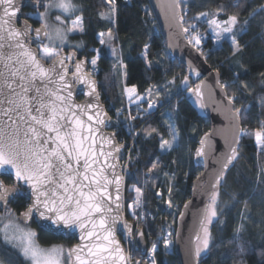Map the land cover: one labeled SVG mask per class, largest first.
I'll return each mask as SVG.
<instances>
[{
    "label": "trees",
    "instance_id": "1",
    "mask_svg": "<svg viewBox=\"0 0 264 264\" xmlns=\"http://www.w3.org/2000/svg\"><path fill=\"white\" fill-rule=\"evenodd\" d=\"M77 1L83 10L84 31L73 38L83 39L89 46H98L97 35L107 34L111 29L112 42L118 46L116 60L121 61L122 71L113 69L105 47L100 49L98 59L99 95L111 117L113 112L125 111L126 107L131 116H135L138 108L149 100L157 103L156 112L132 121L135 130L141 129L124 176V218L133 224L134 236L143 233L147 249L141 254L135 242L129 246L143 258L142 264H147L144 257L153 244L156 245L152 253L155 264H180L175 253L167 251L159 238L169 221L175 230L180 210L189 199L192 182L201 171L194 163V153L209 130L208 121L197 108L184 67L165 50L148 0L129 3L116 0L115 11L110 17L105 13L113 6L107 0ZM234 4L235 0H179L181 15L186 11V16H181L183 27L195 24L197 36L205 37V42L197 48L207 64L218 71L227 97H232L234 110L247 109L240 118L241 128L252 132L264 121V103L261 102L264 99V11H260L264 8V0H240V7ZM220 8L223 11L217 15L218 20L237 17L233 35L240 47L235 52L229 39L215 42L210 29L197 19L200 13L216 12ZM193 33H188L189 38ZM120 71L125 84L136 85L139 93L151 90V94L139 101L124 98L117 80ZM126 122L124 114L115 134L120 143H128L133 137V133L125 129ZM153 128L156 132L147 135ZM171 129L176 132L174 146L162 150L161 137L172 141ZM237 153L217 192V216L210 223L209 244L199 256L200 264H264V146L256 143L254 135H241ZM153 164L157 167L149 172ZM2 180L11 184L9 178ZM133 188L141 189L140 204L130 208L136 200ZM28 203L25 196L15 197L0 213V218L11 217L17 221ZM174 207L177 210L171 221ZM28 226L35 229L40 245L61 243L67 250L75 242L72 237L65 239L44 231L34 220ZM241 226L240 238L235 239V230ZM238 245H243V252ZM0 264H28V261L0 240Z\"/></svg>",
    "mask_w": 264,
    "mask_h": 264
},
{
    "label": "snow or ice",
    "instance_id": "2",
    "mask_svg": "<svg viewBox=\"0 0 264 264\" xmlns=\"http://www.w3.org/2000/svg\"><path fill=\"white\" fill-rule=\"evenodd\" d=\"M107 2L114 4V0ZM34 6L45 9L44 12L36 13L41 26L32 28L25 22L18 29L14 26L19 13L17 0H0V174H14L13 186H6L0 181V203L6 207L10 198L25 196L29 203L26 211L20 214L22 217L35 215L57 229L71 230L79 227L83 243L67 249V252L63 246L41 248L33 242L32 238L36 233L32 230H18L22 233L19 236L9 235L7 226L3 230V241L19 247L24 258L30 260L31 264H127L130 257L124 254L115 238L121 208V177L116 167L122 146L116 144L114 133L104 135L100 131V126L105 125L106 120L101 118L99 111L95 112V119L93 115H88V110L93 108L92 104L77 105L71 99L73 84L84 80L82 66L85 63L95 66L100 50L93 49L97 55L90 61L79 62L75 60V53L61 56L58 51L50 50L65 45L70 33L83 32V17L77 16L72 21V26L68 27L61 16H56L55 23L59 27L55 28L53 35L48 31V10L58 9L62 15L73 14L78 10L77 5L72 0H48L43 4L36 0ZM234 6L240 7V0H235ZM112 11H115L114 7ZM221 11L223 8L217 9L213 15H219ZM260 11H264V8ZM208 15L200 13L197 19L202 18L209 25L215 42L224 40L225 34H231L238 23L235 15L229 16L224 22L226 27L220 28L217 20L208 19ZM196 27L192 24L184 32H195ZM33 35L41 41L37 49L28 46ZM104 35L99 34L101 45L105 44ZM107 35L110 42L111 29ZM227 38L231 40L233 51L238 50L240 46L235 36L229 35ZM201 39V36L194 37V43L200 45ZM44 40H47V44ZM147 47L145 45L146 49ZM115 51L113 48V55ZM43 61L51 63L46 67ZM69 62L74 65V70L68 67ZM92 85L88 94L96 96L94 82ZM146 91L148 95L151 94V90ZM125 92L131 101L136 93V85L126 87ZM157 95L159 96V90ZM135 99L139 101L142 97L137 95ZM261 102L264 103V99ZM148 107L152 109L155 105L149 100ZM140 111L148 110L138 108V112ZM246 112L247 109L238 108L234 116L240 119ZM85 115L87 123L82 119ZM138 118L139 116L131 114L128 117L129 120ZM154 132L156 129L153 128L146 134ZM171 134L172 141L161 137L162 150L174 146V129H171ZM239 135H254L256 143L264 146V121L252 132L241 128ZM97 136L100 137L99 144ZM104 143L109 144V150L103 149ZM196 154L202 155V149H197ZM237 155V149L233 148L228 163L236 159ZM228 163L224 164L225 169ZM156 167L153 164L148 171L151 172ZM222 176L223 172L217 177V184L221 182ZM135 191L137 197L129 205L130 208L139 207L140 204L141 189L136 188ZM217 196V192L212 193L211 205L201 220L206 238L203 249L197 246L196 256L208 248L207 237L210 234L207 223H211L212 218L217 216ZM114 211L115 215H112ZM123 227L131 239V226L125 223ZM241 229L242 226L235 230V239L240 238ZM139 235L142 236L143 233ZM196 239H200L199 235ZM16 241L20 243H15ZM168 243L165 240L166 246ZM155 248L156 245L153 244L152 251ZM238 248L240 252L244 251L243 245H238Z\"/></svg>",
    "mask_w": 264,
    "mask_h": 264
},
{
    "label": "water",
    "instance_id": "3",
    "mask_svg": "<svg viewBox=\"0 0 264 264\" xmlns=\"http://www.w3.org/2000/svg\"><path fill=\"white\" fill-rule=\"evenodd\" d=\"M47 2L48 0H40L41 4ZM17 3L19 6V13L14 26L20 29L23 27V24L27 22L32 28L40 27L41 24L34 26L28 21L25 18L26 13L23 12L22 9L41 10L43 7L34 6L36 5V0H17ZM148 4L163 39L166 52L171 58L176 59L184 67L185 78L190 82L192 86L191 93L197 100V108L207 119L209 124V130L198 142L194 153V163L201 171L192 182L189 199L183 204L177 217L173 237V252L178 257L179 263L200 264L199 256L205 251L201 252L199 256H196L195 251L199 242H201L205 235L204 229L201 226V220L204 219L206 210L210 207L212 193L219 191L224 174L234 162V160H232L228 163V157L232 155L233 148L238 149L239 139L241 137V135L238 136V132L241 129V123L240 119L234 116V103L227 97L225 88L220 83L218 71L212 69L207 64L201 51L193 46L187 39V33L184 32L181 20L179 0H148ZM45 41L46 40H44V43ZM40 43L41 41L33 35L32 42H30L28 46L32 49H37L34 45ZM70 53H75V60L77 62L85 61V59L77 60L78 54L75 50H69L67 52L62 51L60 55L64 56ZM43 63L47 67L51 62L49 61L46 63L43 61ZM68 67L74 70V65L71 62L68 63ZM81 73L83 74L84 80L77 81L73 84L74 91L71 99L77 105L92 104L93 108L88 110V115H93L95 119V112L99 111L101 118L106 120L105 125L100 126V131L104 135L114 133L113 128L115 123L100 99L98 79L92 76L88 71L87 63L82 66ZM69 76H71V72ZM92 82H94L96 96H90L88 94L92 90ZM82 119L87 123V115L82 116ZM96 140L97 144H99L100 137L97 136ZM114 140L117 145L122 146L116 167V171L121 177V208L119 210V221L116 225L115 238L119 241L126 256L127 252L121 241V237L124 235L127 237L128 242H135L137 250L143 254L147 249L146 239L144 235H138L134 238L133 224L125 220L123 212L124 175L127 169L125 170L121 161L124 158L126 144L118 142L116 136H114ZM202 140L203 144H201ZM103 149L105 151L109 150V144L104 143ZM197 149H202V155L197 156ZM101 160H103V158H101ZM225 163H228L227 169L223 167ZM221 172H223V176L221 177V182L217 184V177L221 175ZM2 178H9L11 184H4L6 186H13L14 174H0V181H3ZM113 195H115V193H113ZM13 199L14 198H10L8 200L6 207L4 204L0 203V213L8 208ZM26 209L21 213L25 212ZM20 214L17 216V221L23 226H28L34 220L39 228L50 234L65 239L74 238L75 242L69 248L83 243L80 239L81 231L79 227H73L71 230L63 228L57 229L53 228L47 221H41L35 215L25 218ZM112 215H115V211ZM125 223L131 226V239L126 234V230L123 227ZM207 229L209 232L210 223H207ZM197 235L200 237L199 240L196 239Z\"/></svg>",
    "mask_w": 264,
    "mask_h": 264
},
{
    "label": "rangeland",
    "instance_id": "4",
    "mask_svg": "<svg viewBox=\"0 0 264 264\" xmlns=\"http://www.w3.org/2000/svg\"><path fill=\"white\" fill-rule=\"evenodd\" d=\"M72 3H74L75 5H77V7H78V10L76 11V12H74L73 14H63L62 15V13H61V11L60 10H58V9H49L48 10V15H47V17H46V19H47V23H48V25H49V28H48V31L50 32V33H52L53 35H55V28L56 27H59V25H57L56 23H55V17L56 16H61V19H63L64 21H65V23H66V25L68 26V27H71L72 26V21L73 20H75L76 19V17L77 16H81V11H82V9H81V6L78 4V1L77 0H72ZM45 11V9L43 8L42 10H36V11H34L33 12V14H31L32 16H34L35 18H37L39 21H40V19H39V17H38V15H36V13H38V12H44ZM215 12H208V19H212V18H215L216 20H217V22H218V24L220 25V28H223V27H226V25L224 24V22L225 21H220V20H218V18H217V15H213ZM107 14V15H106ZM105 15H106V17H110L111 15H112V9H107V11H106V13H105ZM182 16V15H181ZM201 20V22H203L209 29H210V31L212 32V29L209 27V25L201 18L200 19ZM227 21V20H226ZM41 22V21H40ZM185 29V28H184ZM234 29H235V26H234V28H233V31H234ZM78 33H81V32H74V33H70L69 35H68V37H67V42H66V44L65 45H63V46H70V47H73V46H75L77 49H80L81 47H82V44L80 43V42H78V41H75V40H72V38L70 37L72 34H78ZM213 33V32H212ZM108 34V33H107ZM107 34H105L104 35V40H105V44L104 45H101L100 44V40H99V34H98V36H97V39H98V49L100 50V49H102V47H105L106 48V51H107V53H108V56L112 59V62H111V64H112V66H113V69H121L122 68V63H121V61L120 60H116V57H117V53H118V46H117V43L116 42H112V39H111V41L109 42V39H108V35ZM229 35H233V32L231 33V34H225V36H226V38L229 36ZM187 39L189 40V42L190 41H192V42H190L193 46H195V47H197V45L194 43V37H196L197 36V33L196 32H194L193 33V36H192V38H189V35H188V33H187ZM227 39H229V38H227ZM230 40V39H229ZM231 41V40H230ZM221 42V41H220ZM217 43H219V42H217ZM45 44H47V40H46V43ZM63 46H60V47H57V48H55V49H52V48H50V50H55V51H57L59 48H61V47H63ZM233 46V45H232ZM39 47V46H38ZM115 49L116 51H115V55H113V53H112V49ZM100 52H101V50H100ZM202 53V52H201ZM203 54V53H202ZM117 61V62H116ZM89 71V70H88ZM121 71H122V69H121ZM120 71V72H121ZM121 78V79H120ZM120 78L118 79V77H117V80H118V83H119V87H120V90H121V94H122V96L125 98H127V99H129L128 98V95H127V93L125 92V88L126 87H131L132 85H128V84H125L124 83V77H123V74H122V72H121V74H120ZM137 95H140L141 97H142V99H144V98H146L147 97V93L145 94V93H139L138 92V90H137V88H136V93H134L133 94V101H138V100H136L135 99V97L137 96ZM141 99V100H142ZM153 102V101H152ZM129 104V103H128ZM125 112V114H126V110L124 111ZM153 112V111H152ZM154 112H156V111H154ZM153 112V113H154ZM153 113H151V114H153ZM150 116V115H149ZM127 148V147H126ZM125 148V151L127 150ZM166 150H170V149H166ZM124 160V158L122 159V161ZM121 161V162H122ZM123 165V164H122ZM163 179H164V177H162ZM134 189V192H135V197H137V193H136V191H135V189L136 188H133ZM169 193V191H167V194ZM123 197H124V195H123ZM168 202L170 203L171 201H170V199L168 200ZM171 204V203H170ZM171 206H173L172 204H171ZM176 210H177V208L176 207H174V211H173V215H172V219H171V221H173V219L175 218V213H176ZM123 212H124V208H123ZM212 219H214V217L212 218ZM6 226H7V232L9 233V235H16V236H19V235H21L22 233L20 232V231H18V230H23V231H27V230H32L33 232H35L36 233V231H35V229L34 228H32V227H30V226H23V225H21L18 221H16V220H14V218H7V217H1L0 218V240H2L3 241V230L6 228ZM173 235H174V231H173V229H172V222H168L165 226H164V230H163V233H162V235L160 236V238L159 239H161V242H162V244L165 246V248H166V250L167 251H173ZM123 237V236H122ZM122 237H121V241L124 239H127V237H125L124 236V238L122 239ZM206 237H205V235L203 236V239L201 240V242H199V244H198V246L200 247V248H202L203 249V241H204V239H205ZM208 238V237H207ZM33 239V242L35 243V245H37V246H39V247H41V248H51L52 246H63L61 243H54V244H51V245H45V246H43V245H40L39 243H38V241H37V239H36V235H35V237H33L32 238ZM165 240H167V241H169V243H168V245L166 246L165 245ZM209 240V239H208ZM4 242V241H3ZM15 243H20L19 241H16ZM7 245H9L11 248H12V250H14V251H17L18 252V254H20V256L21 257H23L24 258V256H23V254H22V252L20 251V248L19 247H15V246H13L12 244H7ZM64 248V247H63ZM152 248H153V246H151L150 248H149V250H148V252H147V254H146V256L144 257V260L145 261H147V264H153V258H152V253H153V251H152ZM156 249V248H155ZM125 250H126V252H127V247L125 246ZM206 249H204L203 251H201V252H204ZM65 252H67V250L65 249ZM128 252H129V257H130V259L128 260V264H137V262H139V264H142V262H143V258L142 257H140V256H138L137 254H136V250H134V249H132L130 246H129V249H128ZM25 259V258H24ZM26 260V259H25ZM28 261V264H31V262H30V260H27Z\"/></svg>",
    "mask_w": 264,
    "mask_h": 264
},
{
    "label": "built area",
    "instance_id": "5",
    "mask_svg": "<svg viewBox=\"0 0 264 264\" xmlns=\"http://www.w3.org/2000/svg\"><path fill=\"white\" fill-rule=\"evenodd\" d=\"M122 1L125 2V3H129L132 0H122ZM115 4H116V0H114V4H111V5L114 7ZM182 15L183 16H186V11ZM200 36L202 37L201 42H205V40H206L205 37L202 36V35H200ZM89 72L91 73L92 76L96 77L97 74H98V72H99V66H98V64H96L95 66L91 65L90 68H89ZM152 103L155 105L154 108L149 109L148 102H147L146 105L140 106L139 109H147L148 111L147 112H143V111L137 112V114L135 116H139V118H141V117H145V116L151 115V113H153L154 111L157 110V103H155V102H152ZM124 114L125 113H124L123 110H119V115H118V111H115L112 114V120L115 123V126L113 128V131H114L115 134L118 132L117 130H119L118 129V126L121 124L120 123V118ZM129 114H130L129 113V108L126 107V118H127V122L125 124V129L129 130V132H132L133 133V137H132V139L128 143H125L126 144V147H127L126 148L127 150L125 151V154H124V160L121 162L123 164L124 168H127L128 160L131 158V155H132V147H133V145L135 143V140H136V137L138 136V133H139V131L141 129V128H139L137 130L134 129L133 123H132L133 120H129L128 119ZM246 131H248V130H246ZM124 236L122 237V239L124 238ZM122 242H123L124 246L127 247V256H129V252H128L129 246H128L127 239H125V240L123 239Z\"/></svg>",
    "mask_w": 264,
    "mask_h": 264
},
{
    "label": "flooded vegetation",
    "instance_id": "6",
    "mask_svg": "<svg viewBox=\"0 0 264 264\" xmlns=\"http://www.w3.org/2000/svg\"><path fill=\"white\" fill-rule=\"evenodd\" d=\"M79 4V3H78ZM43 9V8H42ZM41 9V10H42ZM28 10H35V9H27V8H24V9H22V11L23 12H25L26 13V16H25V18L28 20V21H30L34 26H38V25H40L41 24V22L37 19V18H35L34 16H32L31 14H33V12H30V13H28L29 11ZM36 11V10H35ZM82 13H83V10L81 11V16H82ZM73 35H75V34H72L70 37L72 38V40H75V41H78V42H80L81 44H82V47L80 48V49H77L75 46H73V47H70V46H63V47H61V48H59L57 51L59 52V53H61L62 51H65V52H67V51H69V50H75L76 52H77V54H78V56H77V60H80V59H85V60H91L94 56H96L97 55V53L96 52H94L93 51V49H98V46H89V45H87V43L85 42V40H83V39H75V38H73ZM98 36V35H97ZM96 42L98 43V39L96 38ZM45 43H46V41H45ZM36 48H38V46H40V44H35L34 45ZM46 63H48L49 61H45ZM97 62H98V60H97ZM90 63H87V66H88V68L90 67Z\"/></svg>",
    "mask_w": 264,
    "mask_h": 264
}]
</instances>
